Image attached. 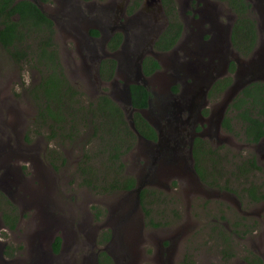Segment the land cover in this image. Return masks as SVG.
I'll list each match as a JSON object with an SVG mask.
<instances>
[{"label":"rangeland","instance_id":"374dc122","mask_svg":"<svg viewBox=\"0 0 264 264\" xmlns=\"http://www.w3.org/2000/svg\"><path fill=\"white\" fill-rule=\"evenodd\" d=\"M30 1L52 21V41L65 78L81 102L94 103L106 94L127 116L130 108L123 89L132 81L125 77L126 69L124 75L113 74L112 80L98 79L96 63L87 49L104 38L93 24L86 28L79 21L86 8L100 4L72 1L68 7V0ZM194 1L177 0L176 10L185 32L191 34L196 31L198 17L193 12ZM217 2L228 8L226 2ZM245 2L250 4L248 15L255 23L256 44L245 57L233 50L239 59L231 61L235 65L231 85L204 103L201 115L205 119L196 128L202 142L195 150L205 158L194 163L195 167L189 158L184 167L176 160L166 165L152 163L142 151L141 138L120 160L111 159L109 147L104 148L89 128L71 142L58 136L48 141V130L36 122L38 101L29 93L41 73L32 59L17 61L0 46V264H98L101 250L116 264H248L245 257L250 252L264 264V199L253 201L247 191L254 187L264 194V145L245 141L234 119L236 134L221 127L226 106L240 89L254 81L264 85L263 77L249 80L258 71L264 72V0ZM215 7L208 8L213 22H222L231 14L225 9V15H217ZM65 10L74 18L64 19ZM122 37L125 45L132 44V36ZM187 37L184 33L179 45ZM39 39L40 35L30 33L27 42L19 46L26 57L36 49ZM118 55L121 61L124 52L120 50ZM172 58L173 54L166 53L164 64ZM221 66L220 60L217 67ZM167 73L164 68L151 81L158 94L169 85ZM174 87H180L181 93L190 84ZM152 101L158 98L153 95ZM189 149L192 151L189 146L185 153ZM84 155L91 158L86 160ZM251 159L257 169L247 166ZM118 162L124 165L122 170ZM81 165L85 166L83 172ZM89 173L94 174L95 185L90 184ZM121 177L135 178V187L129 191L101 188ZM7 213L15 219L11 231L1 221L3 218L10 225L3 217ZM149 219L156 226H149ZM56 236L61 239L57 253L51 246Z\"/></svg>","mask_w":264,"mask_h":264},{"label":"trees","instance_id":"16d2710c","mask_svg":"<svg viewBox=\"0 0 264 264\" xmlns=\"http://www.w3.org/2000/svg\"><path fill=\"white\" fill-rule=\"evenodd\" d=\"M163 1L167 8L168 24L155 42V47L159 50L171 48L182 28L174 10L173 0ZM229 4L235 13L231 29L232 47L239 55L245 57L254 49L257 38L255 23L248 15L250 4L245 0H229ZM30 33L40 35V39L36 49L31 50L26 57L19 46L27 42ZM52 37V21L35 3L30 0H0V46L5 48L9 55L17 61L32 59L34 67L41 73L39 82L29 93L38 101L36 122L38 121L42 128L48 130V141L58 136L60 139L71 142L82 134L84 128H89L92 130L93 137L99 136L104 148L109 147L107 148L109 158L120 160V156L132 148L134 141L136 143L137 137L131 130L122 107L106 94L98 96L94 103L84 105L76 90L67 81V77L65 78L59 53ZM121 38V33H115L110 37L108 44L117 47ZM161 45L164 46L160 47ZM156 67L157 63L152 57H146L142 62L145 75ZM114 69L113 59L103 60L99 66L100 76L105 80H111ZM234 69L235 65L231 63L229 72L233 73ZM231 82L230 75L216 81L209 96L222 93ZM129 93L132 108L147 107L151 94L145 86L130 84ZM233 119L240 124L241 133L248 143H256L264 136V85L262 82L249 83L228 104L221 127L228 133L236 134L232 124ZM133 123L143 138H155V131L137 111L133 113ZM201 142L200 138H196L193 142L195 158L197 157L195 148L199 147ZM88 157L91 158L89 155H84L86 160ZM118 164L122 170L124 165L121 162ZM84 165L79 167L80 172L84 171ZM247 166L258 168L254 159H251ZM88 177L92 178L90 184L95 185L94 174L89 173ZM135 185V178L121 177L101 188L107 191L113 189L129 191ZM247 191L253 201L264 199V194L257 193L254 187L248 188ZM140 198L141 200L144 198L143 191L140 193ZM148 214V211L144 209V216L147 217ZM147 224L156 226L152 219H149ZM14 226L15 220L10 223L11 228ZM104 238L110 240V235L105 234ZM60 243V238L56 236L52 242L54 252L59 251ZM245 260L248 264H262L261 259L251 252ZM99 262L100 264H114L105 250L99 253Z\"/></svg>","mask_w":264,"mask_h":264},{"label":"flooded vegetation","instance_id":"af4514ba","mask_svg":"<svg viewBox=\"0 0 264 264\" xmlns=\"http://www.w3.org/2000/svg\"><path fill=\"white\" fill-rule=\"evenodd\" d=\"M72 1L82 3L96 1L100 4L93 9L86 8L79 17V21L85 23L86 28L87 24H93L97 28V34L104 38V41L99 43L100 48L99 44L92 45L90 43L87 49V54L89 55L90 52L93 62L96 63L98 79L103 80L99 73L101 62L113 59L115 61L114 75L116 73L124 75V69H126L125 77L132 81L130 84H141L150 91L151 96L148 99L147 107L133 108L155 131L154 139L141 137L143 153L152 160V163L157 161L161 165H166L172 164L171 160H176L184 167L188 165L189 158L191 166L195 167L194 163L197 165L199 160L205 158L204 154L200 156L196 154V158L193 154V142L199 138L196 136V128L205 119L201 115V110L204 103L207 102V98L212 97L209 94L213 84L222 79L226 73L231 74L229 62L231 63L233 60L236 62L239 59V56L233 52L231 42V29L235 13L230 7L229 0H222L226 2L228 8L217 2L220 0H200V3L198 0L194 1L193 12L198 14L196 31L192 34L190 31L185 32V28L181 24L180 35L173 46L167 50H159L155 47L158 36L168 24L167 8L163 0H105L111 5V8L107 3L102 5L103 0H68V7H71ZM212 4H216L217 15H225V9L231 10V14H226L222 22H213L208 11ZM173 5L178 18L177 0H173ZM75 12L77 13V11ZM62 16L64 19L74 18L72 14H66V10ZM94 33L96 34V32ZM115 33L132 36V44L125 45L121 38L117 47L110 46L108 41ZM184 33L188 37L184 43L179 45ZM90 36L95 37L91 34ZM211 43L213 44L212 49L209 48ZM120 50L124 52L121 61L118 55ZM197 51L200 53L198 54ZM166 53L173 54V58L168 64H164L163 61ZM197 55L200 56V59L194 60ZM146 57H152L157 63V67L147 75L144 74L142 68V62ZM220 60L222 66L217 67ZM184 66L186 67L184 68ZM164 68L168 70L166 78L169 85L165 86L162 93L158 94L151 81ZM145 79L147 85L143 84ZM175 84H190V87L180 93V87L179 89L175 88ZM153 95L158 98V101H152ZM251 144L264 145V136L258 142ZM189 146L192 151L190 152L191 149H189L187 154L185 151ZM195 171L197 174H201L199 168H195ZM5 176V174L2 175V178ZM3 217L8 218L11 223L15 220L10 213H7L6 217L4 214ZM1 221L7 231L13 230L10 225L5 224L3 218ZM12 254L13 252H8L9 256ZM107 255L110 257L108 253Z\"/></svg>","mask_w":264,"mask_h":264},{"label":"water","instance_id":"95a60500","mask_svg":"<svg viewBox=\"0 0 264 264\" xmlns=\"http://www.w3.org/2000/svg\"><path fill=\"white\" fill-rule=\"evenodd\" d=\"M261 59V58H260ZM259 77H263L264 78V72L262 71H258L256 74H254L249 80H252V78L254 79H257ZM242 82H245V81H242ZM146 83L145 81H143V84ZM123 96L124 98L127 100V103L129 105V108H130V111L129 113L127 114V120H128V123L131 127V129L134 131V133L137 135V138H141V135L137 132V130L135 129V126H134V123H133V120H132V108H131V101H130V93H129V85H125L124 89H123ZM227 107V106H226ZM142 139V138H141Z\"/></svg>","mask_w":264,"mask_h":264},{"label":"clouds","instance_id":"9594fccd","mask_svg":"<svg viewBox=\"0 0 264 264\" xmlns=\"http://www.w3.org/2000/svg\"><path fill=\"white\" fill-rule=\"evenodd\" d=\"M176 14H177V13H176ZM122 38H123V37H122ZM231 74H232V73H231ZM231 74H230V76H231ZM254 82H255V81H254ZM251 83H252V82H251ZM128 85H130V83H129ZM230 85H231V84H230ZM240 90H241V89H240ZM148 91H149V90H148ZM149 92H150V91H149ZM230 102H231V101H230ZM230 102H229V103H230ZM229 103H228V104H229ZM227 106H228V105H227ZM131 108H132V106H131ZM226 108H227V107H226ZM134 109H135V108H134ZM134 109L132 108V120H133V113L135 112ZM125 117H126V116H125ZM126 119H127V118H126ZM127 121H128V120H127ZM128 124H129V123H128ZM129 126H130V125H129ZM130 128H131V127H130ZM131 130H132V129H131ZM132 131H133V130H132ZM133 132H134V131H133ZM136 136H137V135H136ZM141 137H142V136H141ZM199 138H200V137H199ZM136 139H138V138L136 137ZM200 139H201V138H200ZM54 239H55V238H54ZM53 241H54V240H53ZM51 246H52V245H51ZM101 251H102V250H101ZM101 251H100V252H101ZM100 252H99V253H100ZM105 252H106V251H105ZM55 253H56V252H55Z\"/></svg>","mask_w":264,"mask_h":264}]
</instances>
